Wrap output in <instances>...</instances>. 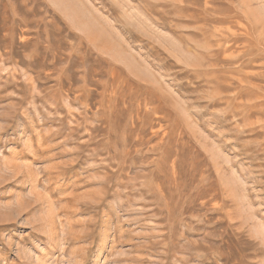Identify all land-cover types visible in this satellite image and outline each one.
<instances>
[{"label": "rangeland", "instance_id": "rangeland-1", "mask_svg": "<svg viewBox=\"0 0 264 264\" xmlns=\"http://www.w3.org/2000/svg\"><path fill=\"white\" fill-rule=\"evenodd\" d=\"M0 264H264V0H0Z\"/></svg>", "mask_w": 264, "mask_h": 264}]
</instances>
